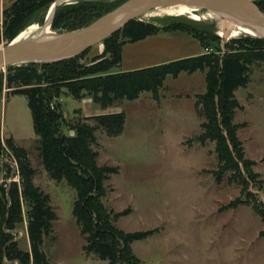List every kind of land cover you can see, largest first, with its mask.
Instances as JSON below:
<instances>
[{
  "label": "trees",
  "instance_id": "16d2710c",
  "mask_svg": "<svg viewBox=\"0 0 264 264\" xmlns=\"http://www.w3.org/2000/svg\"><path fill=\"white\" fill-rule=\"evenodd\" d=\"M56 1L16 0L3 12L0 45L6 46L28 29L42 24L46 12ZM125 1L63 3L55 8L50 28L55 32L84 28ZM254 1L264 11V0ZM166 9L175 10L173 17L129 22L106 39L102 53L88 62L91 49L70 60L8 67L0 74V96L7 89L8 93L24 96L27 100L33 130L38 137L36 151L43 169L51 180L66 181L76 191L72 213L86 242L83 251L107 264H142L132 245L153 236L156 230L127 233L118 229L115 221L129 215L130 210L115 213L103 202L107 196L106 182L119 170L99 165L98 153L93 149L97 142L95 132L102 129L108 137L119 136L124 130L125 114L81 117L78 108L72 119L67 120L60 103L63 96L79 102L88 98L107 109L124 101H135L142 93H151L157 100L168 77L176 79L181 73H202L205 91L197 96V104L201 106L205 121L196 140L201 144L208 141L215 144L219 163L213 172L216 181L229 175V180L241 188L240 198L227 208L250 206L264 222V203L257 197V192H263L264 182L253 170L256 162L245 158L238 137V131L245 124L234 122L236 110L242 108L235 92L247 87L254 65L264 64V39L235 32L236 36L224 42L211 23L196 22L212 19L209 13L199 14L183 7ZM163 11L165 9L160 10ZM37 14L42 16L38 24H32ZM194 15L201 18L192 17ZM182 16H190L195 21ZM166 33L194 38L204 53L144 69L118 71L125 45ZM88 121H94L96 125L91 126ZM6 145L17 162L20 185L13 183L7 189L0 183V264L4 257L17 260L19 264H53L44 252V243L52 238L57 214L50 205L49 195L34 184L36 172L28 152L15 146L12 138L6 140ZM5 173L8 177V167ZM25 221L29 241L27 251L22 250L10 234L20 229Z\"/></svg>",
  "mask_w": 264,
  "mask_h": 264
},
{
  "label": "rangeland",
  "instance_id": "374dc122",
  "mask_svg": "<svg viewBox=\"0 0 264 264\" xmlns=\"http://www.w3.org/2000/svg\"><path fill=\"white\" fill-rule=\"evenodd\" d=\"M15 1L0 0V30L4 10ZM63 3L70 2L61 0L58 5ZM50 9L39 24V33L47 28L52 31L45 25ZM160 10L150 12L142 20H163L173 17L175 12L165 9L161 13ZM41 16L35 15L32 24H38ZM190 16L182 17L195 21ZM192 17L201 18L200 15ZM196 22L212 24L211 19ZM216 30L224 42L237 35L235 32L224 34L220 28ZM102 51L103 44L93 47L86 62ZM204 91V75L197 72L181 73L176 79L168 77L157 100L151 93H142L135 101L103 109L91 99H86V106L70 97L60 99L67 120L72 119L78 108L81 117L85 113L86 117L125 114L123 132L117 137H108L98 129L93 149L98 153L99 165L119 170L106 182L107 196L103 202L115 213L129 209L130 214L115 221V226L127 233L156 230L153 236L132 245L142 264H264V222L250 206L227 208L240 198L241 188L229 180V175L216 181L213 172L219 163L215 144L209 141L201 144L196 140L205 121L197 96ZM6 94L0 97V148L13 137L19 147L28 150L36 172L34 184L49 195L50 205L58 217L52 238L44 243L47 258L53 264H107L83 251L86 242L72 213L76 191L66 181L51 180L41 165L36 151L38 137L26 98L8 90ZM235 96L242 108L236 110L234 122L245 124L238 131L245 158L256 162L253 170L264 182V64L252 67L249 84L239 88ZM87 123L96 125L94 121ZM7 167H0V180L5 177ZM11 174L9 168L5 181ZM13 183L20 185V177ZM257 197L264 203V185ZM25 227L24 222L20 229L13 231L24 232L22 237L10 234L27 251Z\"/></svg>",
  "mask_w": 264,
  "mask_h": 264
},
{
  "label": "water",
  "instance_id": "95a60500",
  "mask_svg": "<svg viewBox=\"0 0 264 264\" xmlns=\"http://www.w3.org/2000/svg\"><path fill=\"white\" fill-rule=\"evenodd\" d=\"M60 1L51 6L45 25L51 27L55 8ZM174 7L209 13L213 16L212 25L220 28L224 34L238 29L244 31V36L264 39V11L254 0H127L84 28L68 32L43 30L35 38L15 42L16 38L6 46L0 45V74L8 67L73 59L103 44L129 22L142 20L154 10Z\"/></svg>",
  "mask_w": 264,
  "mask_h": 264
},
{
  "label": "crops",
  "instance_id": "0c3cea01",
  "mask_svg": "<svg viewBox=\"0 0 264 264\" xmlns=\"http://www.w3.org/2000/svg\"><path fill=\"white\" fill-rule=\"evenodd\" d=\"M203 53L204 50L200 43L190 36H180L176 33L160 34L137 43L125 45L122 49L121 64V66L124 65L125 67H122V69L120 67L118 71L127 72L144 69L186 57L202 55ZM6 92L7 90H4L0 97L3 98L7 95ZM82 102L86 106V99L82 100ZM84 117H86V113ZM10 138L13 139L15 146L19 147L14 138ZM25 150L28 152L27 149ZM28 156L30 159L29 152ZM4 181L5 177L0 180V183Z\"/></svg>",
  "mask_w": 264,
  "mask_h": 264
},
{
  "label": "built area",
  "instance_id": "2783aa9c",
  "mask_svg": "<svg viewBox=\"0 0 264 264\" xmlns=\"http://www.w3.org/2000/svg\"><path fill=\"white\" fill-rule=\"evenodd\" d=\"M1 145H2V149L0 148V167L3 169L7 165L10 169H12L11 177H9L7 181L2 182V184H4V187L9 189L12 182L16 181V179H18L19 177L18 165L8 146L4 143H2ZM25 225H26V221H25ZM25 230L27 231L26 227ZM10 233H12L14 237L16 235H19L21 237L24 236V232L22 231H18L17 233L15 232H10ZM3 264H19V262L17 260H10L7 257H4Z\"/></svg>",
  "mask_w": 264,
  "mask_h": 264
},
{
  "label": "bare ground",
  "instance_id": "6f19581e",
  "mask_svg": "<svg viewBox=\"0 0 264 264\" xmlns=\"http://www.w3.org/2000/svg\"><path fill=\"white\" fill-rule=\"evenodd\" d=\"M49 14H50V12L48 13V15ZM40 30H41L40 26L32 27V28L28 29L27 31H25L24 33H22L19 37H17L15 42H19V41H24V40H28V39H31V38H35V37H37L40 34L39 33ZM45 30H46V32L50 31L49 28H47ZM231 32H238V33L242 34L244 31L243 30H238V29H233ZM246 32H248V31H246Z\"/></svg>",
  "mask_w": 264,
  "mask_h": 264
}]
</instances>
